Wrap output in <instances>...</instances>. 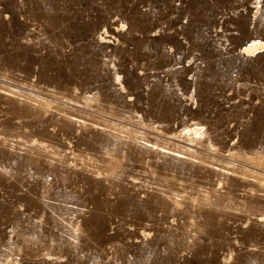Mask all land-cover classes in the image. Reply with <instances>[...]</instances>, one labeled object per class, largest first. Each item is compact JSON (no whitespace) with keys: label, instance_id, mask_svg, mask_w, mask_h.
I'll use <instances>...</instances> for the list:
<instances>
[{"label":"rangeland","instance_id":"rangeland-1","mask_svg":"<svg viewBox=\"0 0 264 264\" xmlns=\"http://www.w3.org/2000/svg\"><path fill=\"white\" fill-rule=\"evenodd\" d=\"M253 41L264 0H0V264H264Z\"/></svg>","mask_w":264,"mask_h":264},{"label":"bare ground","instance_id":"bare-ground-1","mask_svg":"<svg viewBox=\"0 0 264 264\" xmlns=\"http://www.w3.org/2000/svg\"><path fill=\"white\" fill-rule=\"evenodd\" d=\"M264 43H262V42H260V41H253V42H251V43H249L247 46H246V52H248V53H253L255 50H257V49H260V48H262L264 45H263ZM194 129V128H193ZM193 130H191V132H192ZM184 132V131H183ZM194 133H197L198 134V129H194V131H193ZM190 133V132H189ZM191 134V133H190ZM187 135V134H186ZM195 135V134H194ZM187 137V136H186ZM195 139V138H194ZM193 142V141H192ZM194 145H196V143L194 144ZM186 146V145H185ZM185 146H182V145H179V148L180 149H182V151L184 152H187V151H189L190 149V147H185ZM180 149H178V150H180ZM181 151V150H180ZM191 151V150H190ZM217 155V154H216ZM257 159H259V158H257ZM228 160L230 161L229 163H231V162H236V160L233 158H228ZM259 161H260V159H259ZM228 163V164H229ZM261 163V165L263 166V164H262V162H260ZM241 164H243L244 166H246V167H248L249 169L250 168H252V169H256V170H259V171H261V172H263L264 173V169H262L261 167H256L255 165H254V162H252V160H250V161H247V163H241ZM230 165V164H229ZM232 165H233V163H232ZM257 165H258V163H257ZM247 168V169H248ZM246 169V168H245ZM262 175V174H261Z\"/></svg>","mask_w":264,"mask_h":264}]
</instances>
